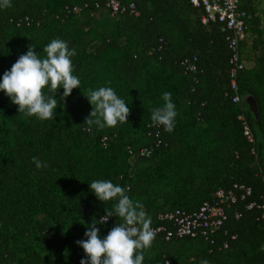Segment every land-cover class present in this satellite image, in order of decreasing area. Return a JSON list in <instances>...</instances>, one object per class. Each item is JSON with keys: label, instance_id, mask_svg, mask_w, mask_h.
<instances>
[{"label": "trees", "instance_id": "obj_1", "mask_svg": "<svg viewBox=\"0 0 264 264\" xmlns=\"http://www.w3.org/2000/svg\"><path fill=\"white\" fill-rule=\"evenodd\" d=\"M133 1L137 18L111 16L103 0H11L0 9V81L30 45L44 56L53 39L75 49L73 74L81 81L47 121L18 113L0 92V264H80L86 257L76 242L92 221L102 238L122 222L99 224L116 201L96 198L89 184L98 179L128 189L152 228L168 226L161 215L212 203L220 189L251 188L250 197L224 207L227 219L208 240L160 235L144 250L143 264H264L263 212L246 209L264 201V0L238 4L246 13L241 50L249 64L237 78L239 105L231 99V32L223 24L203 23L204 9L190 0ZM74 6L81 12L67 14ZM185 59L195 73L185 72ZM101 86L113 88L131 114L116 127L86 130L92 106L84 95ZM164 92L178 115L157 146L151 111L163 105ZM62 95L61 88L55 98ZM242 113L254 144L244 137ZM144 147L154 148L149 158L135 154ZM33 157L47 167L38 170Z\"/></svg>", "mask_w": 264, "mask_h": 264}, {"label": "clouds", "instance_id": "obj_2", "mask_svg": "<svg viewBox=\"0 0 264 264\" xmlns=\"http://www.w3.org/2000/svg\"><path fill=\"white\" fill-rule=\"evenodd\" d=\"M10 7L11 0H0V9ZM43 53L44 56H41L30 45L11 69L4 72L0 92L18 106V113L47 121L55 118L58 104L66 100L73 89L80 88L81 81L73 74L72 57L77 53L75 49L69 48L66 41L53 39L43 48ZM61 88L63 95L58 101L55 97ZM45 89L51 95H46ZM84 96L92 106L84 121L89 126L86 130H91L92 126L98 129L112 128L118 123L128 122L130 107L113 88L101 86L95 90L89 89ZM162 100V106L152 109L151 120L170 133L175 128L178 113L171 93L164 92ZM32 162L38 170L47 167L36 157H33ZM89 187L102 203L116 201L111 210L105 209L106 214L98 220L99 224H106L112 217L122 222L116 223L102 238L96 226L98 223L93 220L85 232L86 239L76 242L86 257L81 259L80 264H143L144 250L151 248L157 234L151 227V217L147 215L143 204L133 200L127 194L128 189L110 180H94ZM201 264L209 262L205 259Z\"/></svg>", "mask_w": 264, "mask_h": 264}, {"label": "built area", "instance_id": "obj_3", "mask_svg": "<svg viewBox=\"0 0 264 264\" xmlns=\"http://www.w3.org/2000/svg\"><path fill=\"white\" fill-rule=\"evenodd\" d=\"M193 6L201 7L205 11V17L202 22L206 23L210 20H217L223 24L227 31L231 32V36L227 38L228 49L230 51L229 58V86L233 95H231L232 102L239 105L242 98L238 92L237 78L241 71L248 67V62L244 59L241 46L247 42L245 18L246 13L239 9V0H190ZM104 8L110 12L111 16L129 15L133 18L140 16V11L133 0H103ZM87 5L84 6L86 8ZM100 7V3L96 4V8ZM82 8L74 6L73 8L66 7L67 14H78ZM193 60L185 59L181 66L186 73H195L196 66ZM241 122L244 137L249 144H254L255 139L251 131L249 122L246 116L242 113L238 117ZM151 130L157 139L156 145L160 144V133L164 128L151 125ZM154 152L152 147L140 148L135 154L141 158H149ZM130 154L132 151L130 150ZM252 195L251 188L242 184H234L231 190H218L214 195L212 203L204 202L197 210L193 212H185L176 210L166 215L159 216L161 221H165L168 226H161L153 228L156 230V238L160 235L166 240L172 237L176 238H196L201 237L208 240L214 235L224 224L227 219L225 213V206L235 204L238 200H245ZM257 208L263 212L264 219V201L262 203L252 202L246 206L247 210ZM236 217H239L237 215ZM234 239V237H232ZM227 248V245H224Z\"/></svg>", "mask_w": 264, "mask_h": 264}, {"label": "water", "instance_id": "obj_4", "mask_svg": "<svg viewBox=\"0 0 264 264\" xmlns=\"http://www.w3.org/2000/svg\"><path fill=\"white\" fill-rule=\"evenodd\" d=\"M244 102L247 103V105L249 106L250 111L256 115L257 112V108H256V103L255 101L251 98V97H246L244 98Z\"/></svg>", "mask_w": 264, "mask_h": 264}]
</instances>
